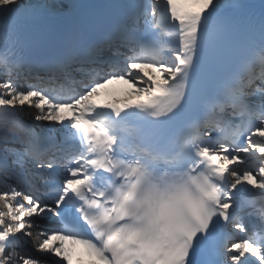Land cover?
<instances>
[{"label": "snow or ice", "instance_id": "6c2138e0", "mask_svg": "<svg viewBox=\"0 0 264 264\" xmlns=\"http://www.w3.org/2000/svg\"><path fill=\"white\" fill-rule=\"evenodd\" d=\"M0 264H264V0H0Z\"/></svg>", "mask_w": 264, "mask_h": 264}, {"label": "bare ground", "instance_id": "6f19581e", "mask_svg": "<svg viewBox=\"0 0 264 264\" xmlns=\"http://www.w3.org/2000/svg\"><path fill=\"white\" fill-rule=\"evenodd\" d=\"M121 92H122V94H125V92H126V91H125V90H123V89H121Z\"/></svg>", "mask_w": 264, "mask_h": 264}]
</instances>
